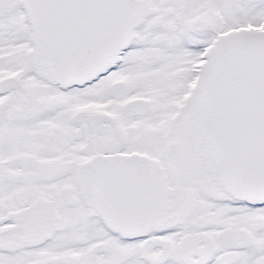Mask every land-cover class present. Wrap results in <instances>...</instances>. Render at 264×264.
<instances>
[{"label": "snow or ice", "instance_id": "snow-or-ice-1", "mask_svg": "<svg viewBox=\"0 0 264 264\" xmlns=\"http://www.w3.org/2000/svg\"><path fill=\"white\" fill-rule=\"evenodd\" d=\"M0 264H264V0H0Z\"/></svg>", "mask_w": 264, "mask_h": 264}]
</instances>
